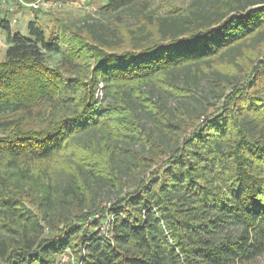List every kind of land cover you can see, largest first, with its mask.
Returning <instances> with one entry per match:
<instances>
[{
  "label": "trees",
  "instance_id": "trees-1",
  "mask_svg": "<svg viewBox=\"0 0 264 264\" xmlns=\"http://www.w3.org/2000/svg\"><path fill=\"white\" fill-rule=\"evenodd\" d=\"M100 10L105 21L50 30L0 17V264H58L64 252L74 264H253L264 256V0ZM200 81L213 98L202 111L167 105ZM102 187L116 195L99 208Z\"/></svg>",
  "mask_w": 264,
  "mask_h": 264
},
{
  "label": "rangeland",
  "instance_id": "rangeland-1",
  "mask_svg": "<svg viewBox=\"0 0 264 264\" xmlns=\"http://www.w3.org/2000/svg\"><path fill=\"white\" fill-rule=\"evenodd\" d=\"M4 6L0 7V16L9 19L11 27H18L23 31V26L28 20H35L41 26L50 30L56 28L57 22H67L81 25L83 22H92L94 20L105 21L100 15V7L106 0H23V3H17L13 0H5ZM190 0H153L154 9L162 11L169 6L176 5L183 7ZM37 4V7L32 6ZM24 21V22H23ZM6 49V43L3 32L0 31V60L3 59ZM250 60L255 59L256 53L249 51L246 54ZM243 63V62H242ZM247 63V61H245ZM249 65V63L247 64ZM193 98H171L166 97L168 106H176L177 102L185 103L187 107L202 111L206 106L202 97L206 95L209 102H213L212 94L205 82L200 81L192 89ZM96 202L99 208L108 205V201L115 197V193L107 187H102L98 191ZM253 264H264V256L258 258Z\"/></svg>",
  "mask_w": 264,
  "mask_h": 264
},
{
  "label": "built area",
  "instance_id": "built-area-1",
  "mask_svg": "<svg viewBox=\"0 0 264 264\" xmlns=\"http://www.w3.org/2000/svg\"><path fill=\"white\" fill-rule=\"evenodd\" d=\"M4 0H0V4L3 2ZM14 2L17 3H23V0H13ZM32 5V4H31ZM32 6L37 7V4H33ZM107 228V225L104 224L100 227V231H105ZM58 264H74V259L73 257L70 255V253L64 252L62 253L59 258H58Z\"/></svg>",
  "mask_w": 264,
  "mask_h": 264
},
{
  "label": "crops",
  "instance_id": "crops-1",
  "mask_svg": "<svg viewBox=\"0 0 264 264\" xmlns=\"http://www.w3.org/2000/svg\"><path fill=\"white\" fill-rule=\"evenodd\" d=\"M6 3V1L4 0L1 4H0V7H2V6H4V4ZM0 17H2V16H0ZM9 20V19H8ZM10 21V20H9ZM24 22V21H23ZM25 25V24H24ZM23 25V26H24ZM0 31L2 32V30L0 29ZM21 31V30H20ZM4 39H5V37H4Z\"/></svg>",
  "mask_w": 264,
  "mask_h": 264
}]
</instances>
